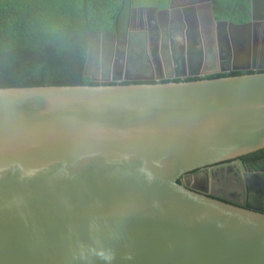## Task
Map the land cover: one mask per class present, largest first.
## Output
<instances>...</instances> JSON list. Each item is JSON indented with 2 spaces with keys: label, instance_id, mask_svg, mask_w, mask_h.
I'll list each match as a JSON object with an SVG mask.
<instances>
[{
  "label": "water",
  "instance_id": "obj_1",
  "mask_svg": "<svg viewBox=\"0 0 264 264\" xmlns=\"http://www.w3.org/2000/svg\"><path fill=\"white\" fill-rule=\"evenodd\" d=\"M171 9L131 6L147 17ZM258 9L251 0L240 24L215 19L212 0L174 9L198 10L200 27L187 25L185 45L164 34L167 81L0 88V264H264V212L194 186L264 183L237 160L264 149ZM195 52L197 72L169 74V60ZM230 71L254 73L184 80Z\"/></svg>",
  "mask_w": 264,
  "mask_h": 264
},
{
  "label": "trees",
  "instance_id": "obj_2",
  "mask_svg": "<svg viewBox=\"0 0 264 264\" xmlns=\"http://www.w3.org/2000/svg\"><path fill=\"white\" fill-rule=\"evenodd\" d=\"M169 2L160 0L161 7ZM212 4L217 20L240 24L251 18V0H212ZM132 5L134 0H0V88L103 84L85 74L90 35L124 34ZM251 73L230 71L184 80ZM247 158L264 161V149L243 159Z\"/></svg>",
  "mask_w": 264,
  "mask_h": 264
},
{
  "label": "flooded vegetation",
  "instance_id": "obj_3",
  "mask_svg": "<svg viewBox=\"0 0 264 264\" xmlns=\"http://www.w3.org/2000/svg\"><path fill=\"white\" fill-rule=\"evenodd\" d=\"M204 2H206V0H173V9H171L169 13L157 11L149 15L148 17L146 16L148 14L145 15L144 13L138 11L134 12L130 7L128 14V26L124 34L118 32H100L92 33L90 35L91 49L88 56L89 62L86 66V71L87 69L92 68L94 65H96V63H98L103 79H99L98 75H95L91 72L90 74L88 73L89 77L91 79H94L95 82L98 83H115L114 80L117 79H109L111 70L110 63L112 62V65H115V70H113L115 77H121L123 65H125L124 68H126V70L122 74L124 79H121L122 82H124L125 79L150 81L153 78L159 77L161 75H163V80H168L165 78L164 73H162V70H160L157 65V61L159 58V53H157V51H160V49L162 51L165 46L169 45L167 44V42H169L167 40V36H164V34L166 35L167 33H169V35H173V37L175 38L179 37L185 28H188L187 25L189 26V30L191 31V33H196L200 27V22L197 19L198 15L196 14L198 13V10H188L185 13L182 10L174 9H182L187 5L192 6ZM256 2L259 8L257 10V15L264 17V0H256ZM172 10L174 11L171 12ZM204 14H206V11H204V8H202L200 15V18L203 20L202 28L204 30V33L206 34L208 46H210V33L211 30L214 29V25L211 21L210 16H208L207 14L204 16ZM256 31L259 33L257 34V39H259V46L262 50L264 41V25L258 26ZM253 33L254 31H252V33L250 32L249 34V44L251 46H253L252 44L255 43ZM237 38L238 39L235 40V44L241 54H243V48H245L248 44L247 34L244 31H241V35H239ZM99 43L101 45L99 47L101 49L100 59L96 57L95 53L96 48H98V46L96 45ZM111 46L116 47V51L113 54V60H111L113 51L112 53H110V55L106 54L108 49L110 50ZM228 46L229 44H227V48ZM163 52L165 51L163 50ZM195 57L199 58L198 53L196 52L193 58ZM263 57L264 55L262 56V59ZM105 60L106 69L104 71L103 63ZM196 60L192 61L193 63H191L190 65L186 63L182 64L181 61H177L176 68L172 66L173 62L170 63L169 60L167 62V68L169 69L168 72L170 75H172L173 70L174 74L180 75H187L189 74V71L194 72L197 70L196 64L198 63H196ZM159 62L161 63L160 66L162 67L163 63L160 59ZM238 63L243 64V62ZM137 66H140L141 71L135 70V72H133ZM208 68H213V65ZM187 78L189 77H186L184 79ZM245 156L246 155L241 156L237 160H241L245 164L247 170L258 173V179H262L263 176H261V174L264 175V161H256L252 158L243 159ZM240 179H242V183L239 181ZM246 180V177L241 176L240 178L233 179V181H229L228 179L224 178L221 179V181H214L212 184L211 182H198L195 183L194 186L196 187L195 189L197 191L205 192L207 195L214 198L264 212V183L261 184L257 182L254 185H248ZM179 182L183 183V179L181 178Z\"/></svg>",
  "mask_w": 264,
  "mask_h": 264
},
{
  "label": "rangeland",
  "instance_id": "obj_4",
  "mask_svg": "<svg viewBox=\"0 0 264 264\" xmlns=\"http://www.w3.org/2000/svg\"><path fill=\"white\" fill-rule=\"evenodd\" d=\"M134 2L135 3H145V4H148V5H155V4H157L158 2H160V0H134ZM96 46H98V48H96V51H95V53H96V57L98 58V59H100V53H101V49L99 48L101 45H100V43L99 44H97ZM115 46H111L110 47V50L108 49V51L106 52V54L108 55H110V53H112V51H113V53H112V56H111V60H113L114 59V57H113V54H114V52L116 51L115 50ZM117 49H118V46H117ZM112 66V67H111ZM124 66L125 65H123V69H122V73H121V77H115V75H114V72H113V70H115V65H112V62L110 63V68H111V70H110V77H109V79H117V80H119L120 78L121 79H123V73H124V71L126 70V68H124ZM103 67H104V71H105V69H106V60L104 61V63H103ZM92 70V71H91ZM135 70L136 71H141L140 70V66H137L135 69H134V71L133 72H135ZM90 72L91 73H94L95 75H98L99 77V79H103V76H102V74H101V72H100V69H99V64L98 63H96V65H94L92 68H90V69H88V73L90 74Z\"/></svg>",
  "mask_w": 264,
  "mask_h": 264
},
{
  "label": "crops",
  "instance_id": "obj_5",
  "mask_svg": "<svg viewBox=\"0 0 264 264\" xmlns=\"http://www.w3.org/2000/svg\"><path fill=\"white\" fill-rule=\"evenodd\" d=\"M135 5L136 6H138V7H159V9H161V8H163V7H161V3L160 2H158L157 4H155V5H148V4H145V3H135ZM192 33H190V35H191ZM186 35H187V33H186V31H183L182 32V34H180V36L179 37H176V39H177V42L179 43V45H181V44H183V45H185L186 44V40H185V38H186ZM193 47H194V49L196 48V46H194L193 45ZM180 48H181V46H180ZM181 52H182V56L184 55V51H183V48H181V50H180ZM151 56V55H150ZM193 56H194V54H192V59L189 61V59H187V55H185L184 56V61H185V63L186 64H188V65H190L191 63H193L192 61L194 60H196L197 58L195 57V58H193ZM242 57V59L243 60H245L247 57H246V54H242L241 55ZM176 59L178 60V61H181L182 59H181V56L178 54L177 55V57H176ZM173 62H174V60H172ZM196 63H197V60H196ZM177 63L176 62H174V63H172V66L174 67V68H176L177 66ZM173 68V69H174Z\"/></svg>",
  "mask_w": 264,
  "mask_h": 264
},
{
  "label": "clouds",
  "instance_id": "obj_6",
  "mask_svg": "<svg viewBox=\"0 0 264 264\" xmlns=\"http://www.w3.org/2000/svg\"><path fill=\"white\" fill-rule=\"evenodd\" d=\"M133 7H138V6H136L135 5V2H134V5H132ZM184 31H185V29H184ZM176 38V37H175ZM167 40H168V36H167ZM163 63V62H162ZM163 67V66H162Z\"/></svg>",
  "mask_w": 264,
  "mask_h": 264
}]
</instances>
